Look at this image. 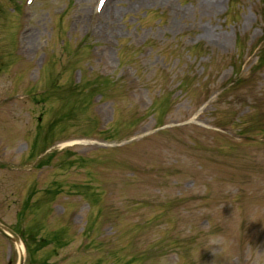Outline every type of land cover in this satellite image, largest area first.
I'll return each mask as SVG.
<instances>
[{
  "label": "rangeland",
  "instance_id": "obj_1",
  "mask_svg": "<svg viewBox=\"0 0 264 264\" xmlns=\"http://www.w3.org/2000/svg\"><path fill=\"white\" fill-rule=\"evenodd\" d=\"M213 1L0 0V219L42 261L264 264V0Z\"/></svg>",
  "mask_w": 264,
  "mask_h": 264
},
{
  "label": "flooded vegetation",
  "instance_id": "obj_2",
  "mask_svg": "<svg viewBox=\"0 0 264 264\" xmlns=\"http://www.w3.org/2000/svg\"><path fill=\"white\" fill-rule=\"evenodd\" d=\"M23 249L20 248L12 236L0 232V264H40L41 255H35L37 251L27 250V239L20 234Z\"/></svg>",
  "mask_w": 264,
  "mask_h": 264
},
{
  "label": "clouds",
  "instance_id": "obj_3",
  "mask_svg": "<svg viewBox=\"0 0 264 264\" xmlns=\"http://www.w3.org/2000/svg\"><path fill=\"white\" fill-rule=\"evenodd\" d=\"M224 244H225V238L223 236H216L215 238L211 239L208 242L209 248L212 249L213 252L216 251H224ZM218 246V247H214ZM158 264H167V257H160Z\"/></svg>",
  "mask_w": 264,
  "mask_h": 264
},
{
  "label": "water",
  "instance_id": "obj_4",
  "mask_svg": "<svg viewBox=\"0 0 264 264\" xmlns=\"http://www.w3.org/2000/svg\"><path fill=\"white\" fill-rule=\"evenodd\" d=\"M0 231H2L3 233L5 234H9V233H12L14 235H16V233L11 230L9 227H7L6 225H4L3 223L0 222ZM17 236V235H16Z\"/></svg>",
  "mask_w": 264,
  "mask_h": 264
},
{
  "label": "trees",
  "instance_id": "obj_5",
  "mask_svg": "<svg viewBox=\"0 0 264 264\" xmlns=\"http://www.w3.org/2000/svg\"><path fill=\"white\" fill-rule=\"evenodd\" d=\"M260 52L262 53L261 56H260V59L258 61V63L256 64V66H262L264 65V43L263 45L260 47Z\"/></svg>",
  "mask_w": 264,
  "mask_h": 264
},
{
  "label": "bare ground",
  "instance_id": "obj_6",
  "mask_svg": "<svg viewBox=\"0 0 264 264\" xmlns=\"http://www.w3.org/2000/svg\"><path fill=\"white\" fill-rule=\"evenodd\" d=\"M212 8H216L217 7V1L215 0V1H213V3H211V5H210ZM27 32V31H26ZM25 32V33H26ZM27 35V34H26ZM26 35H23V37L25 38V37H27ZM25 41V40H24Z\"/></svg>",
  "mask_w": 264,
  "mask_h": 264
},
{
  "label": "snow or ice",
  "instance_id": "obj_7",
  "mask_svg": "<svg viewBox=\"0 0 264 264\" xmlns=\"http://www.w3.org/2000/svg\"><path fill=\"white\" fill-rule=\"evenodd\" d=\"M100 6H101V7L103 6V0H101Z\"/></svg>",
  "mask_w": 264,
  "mask_h": 264
}]
</instances>
